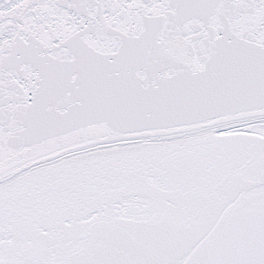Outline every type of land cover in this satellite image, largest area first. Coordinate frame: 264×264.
Instances as JSON below:
<instances>
[{
	"label": "snow or ice",
	"instance_id": "6c2138e0",
	"mask_svg": "<svg viewBox=\"0 0 264 264\" xmlns=\"http://www.w3.org/2000/svg\"><path fill=\"white\" fill-rule=\"evenodd\" d=\"M0 264H264V0H0Z\"/></svg>",
	"mask_w": 264,
	"mask_h": 264
}]
</instances>
